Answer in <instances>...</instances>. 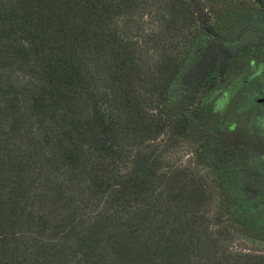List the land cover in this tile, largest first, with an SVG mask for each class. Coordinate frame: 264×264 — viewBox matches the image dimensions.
Listing matches in <instances>:
<instances>
[{
  "label": "trees",
  "instance_id": "1",
  "mask_svg": "<svg viewBox=\"0 0 264 264\" xmlns=\"http://www.w3.org/2000/svg\"><path fill=\"white\" fill-rule=\"evenodd\" d=\"M252 1L161 0L154 69L117 24L149 0H0V264H264L231 248L264 243ZM240 95L245 126L225 116ZM162 138L191 163L168 165Z\"/></svg>",
  "mask_w": 264,
  "mask_h": 264
},
{
  "label": "rangeland",
  "instance_id": "2",
  "mask_svg": "<svg viewBox=\"0 0 264 264\" xmlns=\"http://www.w3.org/2000/svg\"><path fill=\"white\" fill-rule=\"evenodd\" d=\"M203 2L207 6L208 11L215 10L218 13L232 9L237 10L246 6H255L252 0H203ZM161 6V0H149L148 7L132 16L120 18L117 23L120 27L121 34L125 38L139 41L142 46V58L147 62L149 67L154 69L159 54L171 45V38H164L163 35L165 32L160 29L162 17ZM176 47L174 49H176ZM153 48L154 50H158V52L154 51ZM260 69L262 73H264L263 62L259 64V68L257 67V73ZM3 73L8 74L13 80H22V77H24L22 73L12 71V69L3 70ZM262 73H258L257 81L246 85L242 92H257V95L262 96L261 94L264 93V74ZM243 101V95H240L237 101L232 104V110L230 109L225 116L228 121L236 119L238 123L245 126L246 120L250 115L252 116L253 113H239V106ZM233 108L237 111H233ZM158 142L161 144V147L158 146L159 154H162L164 161L168 165L188 166L191 163L192 154L187 145L175 143L174 141L166 143L164 138L160 139ZM231 248L233 250L249 252H264V243L251 240H236L232 243Z\"/></svg>",
  "mask_w": 264,
  "mask_h": 264
}]
</instances>
